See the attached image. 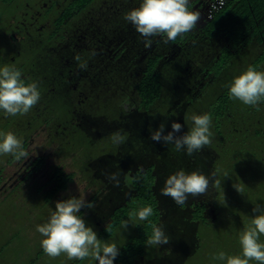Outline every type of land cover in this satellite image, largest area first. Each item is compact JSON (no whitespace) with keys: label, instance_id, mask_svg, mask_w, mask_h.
<instances>
[{"label":"rangeland","instance_id":"obj_1","mask_svg":"<svg viewBox=\"0 0 264 264\" xmlns=\"http://www.w3.org/2000/svg\"><path fill=\"white\" fill-rule=\"evenodd\" d=\"M58 1L54 0L53 6ZM42 3L49 1H0V67L5 66L10 54L6 45L10 33L18 32L21 36L26 28L34 31L47 12L49 19L58 17L54 8L43 11ZM41 11L40 21L34 22L33 17ZM152 41L151 47L136 54L138 62H144L152 54L151 50L163 52L164 49L168 59L167 62L163 60L158 69L163 82L161 98L147 113L139 108L137 93L132 94L138 77L120 86L119 92L124 91V97L111 99L118 93L102 86V93L108 97H104L99 106H94L93 101L87 104L84 108L91 109V114L76 116L73 111L71 116L55 124L36 121L43 115L41 102L25 115L6 116L0 111V132H13L22 144L25 140L24 149L30 155L27 160L19 161L11 155H0V264L72 262L65 255L53 259L41 253L43 237L36 226L47 222L57 201L81 195L92 206L81 209L79 215L102 242L115 243L121 254L144 221L128 217L124 220L129 222L126 229L121 222L110 231L111 216L131 200L135 171L145 170L151 164L155 168L153 190L160 213L157 225H163L170 243L147 246L145 256L134 264H225L213 260L212 256L219 251L227 255L241 253L240 233L253 216L259 214L252 209L264 210V103L259 104L257 110L231 99L229 113L220 130L215 128L213 121L211 123V144L191 156L186 151H176L173 144L157 143L150 137L162 123L166 131H170L171 124L179 122L182 131L188 132L194 126L193 114L211 113L210 107L217 95L225 88L228 95V85L234 77L250 65L256 68L264 44L254 39L234 52L228 37L223 35L215 39L210 44L214 57L210 55L201 60L203 73L195 82L184 75L185 63H181L183 72L179 65L173 66L179 41L174 45L171 41L164 43L161 37ZM227 47L233 51L232 60L227 65L224 60L215 64V56ZM221 68L224 71L216 75L215 70ZM258 71H264V63ZM116 132L124 137L123 143H113L112 134ZM41 156L44 164L34 170L33 163ZM58 165L74 174V179L68 190L49 204L45 200V190L50 187V178ZM179 170L197 171L206 176L216 172L220 186L210 185L205 196L189 197L183 206L177 205L160 192L166 178ZM112 173H119V186L109 179ZM234 186L242 189L241 193ZM199 210L204 212V223L195 218ZM260 239L264 242V236ZM118 257L114 264H118ZM81 264L98 262L88 258Z\"/></svg>","mask_w":264,"mask_h":264},{"label":"clouds","instance_id":"obj_2","mask_svg":"<svg viewBox=\"0 0 264 264\" xmlns=\"http://www.w3.org/2000/svg\"><path fill=\"white\" fill-rule=\"evenodd\" d=\"M190 0H142L139 7L127 12L124 19L130 22L136 31L145 38V47H151L152 37L163 38L164 43L174 41L177 37L192 31L201 20V12L190 9ZM95 55V52L92 53ZM80 60V57H75ZM81 69L87 64L81 63ZM21 71L14 66L0 67V111L6 116L25 115L34 108L40 100L41 93L36 82L26 83L21 78ZM229 98L239 100L244 105L259 110L258 105L264 103V71H258L249 66L240 75L234 77L228 85ZM191 120L194 126L188 131H182L179 122L171 124V130L166 131L165 125L152 132L151 139L157 143L173 144L176 151H186L191 156L211 144L213 133L210 131L212 117L210 113L193 114ZM113 143H123L124 137L120 132L112 134ZM0 155H11L15 160H27V152L22 140L13 132H0ZM216 172L206 176L200 172L186 173L179 170L169 175L160 194L170 197L177 205L183 206L189 197L205 196L210 185L219 187ZM211 177V178H210ZM109 179L119 186V173H112ZM241 193L242 189L234 186ZM84 195L79 198L70 197L55 203V210L51 212L47 222L37 225L36 231L43 237L40 241L43 252L50 258L65 255L68 260H85L91 258L98 264H114L120 254V248L115 243L102 242L97 233L79 215L81 209L91 207ZM253 213L259 212L251 219L249 225L240 233L239 244L241 253L227 255L219 251L212 256L213 260L225 264H264V210L253 208ZM153 215V208L144 206L129 213V219L149 221ZM152 232L147 238L146 245L163 246L170 243L163 225L151 223ZM129 222L123 221L122 227L127 228Z\"/></svg>","mask_w":264,"mask_h":264},{"label":"flooded vegetation","instance_id":"obj_3","mask_svg":"<svg viewBox=\"0 0 264 264\" xmlns=\"http://www.w3.org/2000/svg\"><path fill=\"white\" fill-rule=\"evenodd\" d=\"M48 1L49 3L41 4V9L48 11L54 8L58 17L49 19L50 13L47 12L46 18L34 31L30 32L26 28L21 36L18 32L10 33L6 42L10 54L5 65L19 69L25 80H32L31 83L38 84L36 80H49L48 101L52 113H56L60 107L67 114L68 107H73L72 113H68L70 116L73 111L76 116H87L92 112L91 109L87 111L84 108L87 104L93 101L94 106H99L103 98L108 97L102 93V86L118 93L111 99L124 97V91L119 92L122 89L120 86L134 77L141 79L146 68L145 61L149 56L161 55L157 71L163 60L167 62L168 56L163 53L164 49L163 52L151 50L152 54L141 63L136 58L137 53L147 50L145 38L124 16L139 7L142 0H88L84 8L76 5V0H59L54 6V0ZM210 1L190 0V9L200 11L201 20L195 29L177 37L176 42L171 41L173 45L178 44V41L181 44L177 45L179 50L173 66L179 65L180 72H183L181 63H185L183 73L189 81L200 80L203 73L201 60L209 58L210 55L214 57L210 44L223 36L210 37L206 34V27L212 20L207 19ZM43 11L37 13L32 20L40 21ZM65 13L69 14L62 24L57 25V21ZM156 38L159 37L151 39ZM77 56L80 57L79 61L75 59ZM217 56L219 58V54ZM81 63H86L87 68L81 69ZM44 72L47 73L44 75ZM136 84L132 86V94L137 93ZM41 97L42 95L40 100ZM140 109L146 113L151 111V108Z\"/></svg>","mask_w":264,"mask_h":264},{"label":"trees","instance_id":"obj_4","mask_svg":"<svg viewBox=\"0 0 264 264\" xmlns=\"http://www.w3.org/2000/svg\"><path fill=\"white\" fill-rule=\"evenodd\" d=\"M0 1L4 3L11 2V0ZM76 2V5H79L80 8H84L88 0H76ZM73 7L76 6L73 5ZM68 14L69 13H65L63 16H61L57 21V25L62 24L64 18ZM206 34L210 35V37L216 35H225L230 40L232 46L231 49L234 50V52L241 48L242 45L251 43L254 39H256L261 44H264V0H229L227 5L222 10H220L208 23L206 27ZM232 50H230L228 47L224 48L223 51L220 52L219 58L217 55L215 56V64L224 60L226 62L225 64L227 65L230 60H232L230 55L233 52ZM224 55H226V57L222 58ZM160 59L161 55L159 54L156 56H149L145 61L146 68L141 79H139L136 84V92L141 99L140 108H144L146 110L150 109L161 98L163 82L161 80L160 73L157 71ZM257 61L258 64L256 66V70H259L260 65L264 63V51L257 57ZM222 70L224 71L223 68L215 70V74L221 75L220 72ZM43 71L44 70H42V73ZM45 73L47 72H44V75ZM21 74L23 75L22 72ZM22 75L21 78L26 83H31L32 80H25ZM36 81L39 82L38 90L40 93H42L40 102L44 109V113L41 116L42 118L36 119V121L39 120L38 124L42 123V121H45L47 124H55L56 121L59 122L61 121L60 119H64L66 113H64L63 110H60L61 108L59 106V110L56 113H52L49 108V80ZM225 89H223V91L217 95L215 101L210 107V110H212L210 113L212 121L214 122V126L218 131L220 130V126L223 124V119L226 118V115L229 113L231 107V99L229 98V94L227 95V93L224 92L226 91ZM110 101V103H112L113 100ZM68 108V111L72 113L71 110L73 107ZM69 112H67L66 118L70 116L68 114ZM117 112L118 110L116 113ZM33 119H35V117ZM229 119H232L231 114L229 115ZM32 120L30 122L33 123ZM63 144L64 143H62V145ZM23 147H26L25 140L23 142ZM43 164L44 158L42 156L38 157L33 163L34 170H38ZM73 179L74 174L66 172L63 166H56L50 178V187L45 190L46 202L49 201L50 204L61 192L68 190ZM154 181V165H148L145 170L138 169L135 171V178L133 181V196L129 202L118 207L112 213L110 231H113L121 224V222L127 219L130 212L137 211L140 208L149 205L153 208V215L149 217V221L156 225L158 224L160 213L157 200L154 196ZM203 213V210H199L195 215V218L204 223L205 221L203 220ZM149 221H144V223L139 227L137 235L131 240L129 244L124 247L123 251L118 257V264H134L136 260L145 256L147 250L146 241L152 232ZM41 253H43V251ZM82 262L83 260L74 259L68 264H81Z\"/></svg>","mask_w":264,"mask_h":264},{"label":"built area","instance_id":"obj_5","mask_svg":"<svg viewBox=\"0 0 264 264\" xmlns=\"http://www.w3.org/2000/svg\"><path fill=\"white\" fill-rule=\"evenodd\" d=\"M229 0H211L208 8L207 19H213L214 16L222 10Z\"/></svg>","mask_w":264,"mask_h":264}]
</instances>
